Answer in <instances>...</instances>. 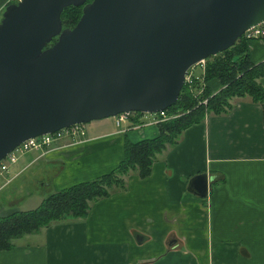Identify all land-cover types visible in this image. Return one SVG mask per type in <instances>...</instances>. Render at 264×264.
<instances>
[{
  "label": "crops",
  "instance_id": "crops-1",
  "mask_svg": "<svg viewBox=\"0 0 264 264\" xmlns=\"http://www.w3.org/2000/svg\"><path fill=\"white\" fill-rule=\"evenodd\" d=\"M16 1L0 0V17ZM247 45L253 63L264 59V38ZM206 86L211 93L220 88L217 80ZM230 104L226 113L187 128L156 156L147 178L131 172L126 189L94 203L84 220L66 217L14 240L11 250L0 251V264H264V115L249 97ZM156 118L131 114L119 126L115 118L102 119L84 142L12 166L0 188L41 159L60 166L56 192L94 180L117 167L126 143L156 138ZM201 174L210 179L205 197L187 190ZM15 211L21 210L0 217Z\"/></svg>",
  "mask_w": 264,
  "mask_h": 264
},
{
  "label": "water",
  "instance_id": "water-1",
  "mask_svg": "<svg viewBox=\"0 0 264 264\" xmlns=\"http://www.w3.org/2000/svg\"><path fill=\"white\" fill-rule=\"evenodd\" d=\"M82 6L72 29L63 9ZM264 21V0H19L0 19V160L25 140L179 98L188 69ZM56 38V42L47 47ZM201 174L187 190L206 196Z\"/></svg>",
  "mask_w": 264,
  "mask_h": 264
},
{
  "label": "trees",
  "instance_id": "trees-1",
  "mask_svg": "<svg viewBox=\"0 0 264 264\" xmlns=\"http://www.w3.org/2000/svg\"><path fill=\"white\" fill-rule=\"evenodd\" d=\"M81 15L82 6L63 9L60 16L63 29H72ZM242 38L226 51L205 60L204 87L194 80L197 89H203L200 98L206 100L205 105L199 104V98L194 99V94L184 85L178 100L164 111L166 114L181 115L159 122V135L156 138L126 143L123 160L111 172L51 193L32 210L16 211L0 217V251L11 250L14 240L37 234L66 217L75 221L84 220L92 204L126 189L124 178L129 173H136L140 179L147 178L158 154L167 146H174L187 128L201 123L206 115L226 113L233 98L249 97L261 105L264 115V87L258 83L259 79H264V59L253 63L247 41ZM55 42L56 38L47 47ZM211 80H217L220 84L216 93H211L206 86Z\"/></svg>",
  "mask_w": 264,
  "mask_h": 264
},
{
  "label": "rangeland",
  "instance_id": "rangeland-1",
  "mask_svg": "<svg viewBox=\"0 0 264 264\" xmlns=\"http://www.w3.org/2000/svg\"><path fill=\"white\" fill-rule=\"evenodd\" d=\"M0 19H1V17H0ZM201 73L202 72H201V69L199 67H197V66L193 67V69H192V75L193 76H195V75L199 76ZM263 80L264 79L258 80V83L261 86H263L262 85ZM185 86L189 89L190 93L194 94L197 91V85L194 83H191L190 85L185 84ZM200 97L201 96L199 95L198 100L203 101L204 99H201ZM195 98L197 100L196 96L194 97V99ZM230 102H231V100H230ZM132 113H134V112H132ZM132 113H129V116ZM135 113H137V112H135ZM180 115H181L180 113H178V114H176V113L166 114V117H170V119L171 118L173 119V118H176L177 116H180ZM129 116H128V118H129ZM156 120H157V118H156ZM100 121H102V120L91 121L87 124H84L85 136H86V133L88 134L90 131L89 127L91 125H93L94 123H98ZM63 144H66V142L62 141L58 145H63ZM46 149L47 148H44V149L37 151V152L31 151V152H28V153L23 154V155H21L20 153H16V156L18 158H17V161L14 165L18 166V165L25 164L27 161L34 158L35 153H40L41 155H46V154L50 153V152H47ZM14 165L9 166V169ZM59 169H60V166L58 163H50V162L48 163L46 160L41 159V160H38L33 165H31L27 170L23 171V173L20 176H17L16 178H14V180L11 181L10 183L8 181H6L3 185V188L2 187L0 188V215H5L6 213H8L7 211L14 210V208H17V207H19L21 211H24L28 208H32L35 205V203L38 202V199L40 196H43V198H44L45 196L56 192V191H54V187H53V177L55 174H57ZM8 172H9V170H8ZM42 182L44 184H49V186L42 188L40 185ZM36 191H38L39 193L36 194V197L32 198L34 200H29V201L25 202L27 197ZM92 205H91V207H92Z\"/></svg>",
  "mask_w": 264,
  "mask_h": 264
},
{
  "label": "built area",
  "instance_id": "built-area-1",
  "mask_svg": "<svg viewBox=\"0 0 264 264\" xmlns=\"http://www.w3.org/2000/svg\"><path fill=\"white\" fill-rule=\"evenodd\" d=\"M242 37L247 42L253 39L264 38V21L246 30L242 34ZM194 66H197L201 69L202 73L199 76L195 75L196 76L195 77L192 75V69ZM194 66L188 69L187 74L184 78V85L185 84L190 85L191 83H194V80H197L199 82L200 87L203 88L204 87L203 74L205 70V60L198 62ZM202 88L197 89V91L194 93V96H196L197 98L199 97V95L201 96L203 90ZM201 103L205 105L206 100L199 101V104ZM154 115L157 117V120H155L156 123L170 119V117H166V113L164 111L155 113ZM128 116L129 114H119L116 117H114L116 119V125L119 126L120 123L126 121ZM62 141H65L66 144L58 145ZM84 141H85L84 124H74L70 127L60 129L54 133L44 134V135L36 136L34 138L27 139L19 146H17L12 152L6 155V157L0 160V178L8 173L9 166L14 165L16 163L18 158L16 156V153H20L21 155H23L31 151H40L44 148H47L46 149L47 152H51L58 148L75 146Z\"/></svg>",
  "mask_w": 264,
  "mask_h": 264
}]
</instances>
